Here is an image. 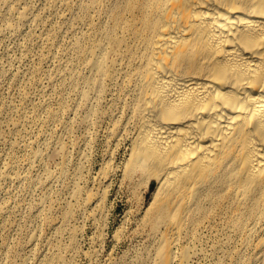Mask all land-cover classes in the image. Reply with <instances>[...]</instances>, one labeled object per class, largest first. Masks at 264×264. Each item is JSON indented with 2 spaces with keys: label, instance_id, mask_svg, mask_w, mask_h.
<instances>
[{
  "label": "bare ground",
  "instance_id": "6f19581e",
  "mask_svg": "<svg viewBox=\"0 0 264 264\" xmlns=\"http://www.w3.org/2000/svg\"><path fill=\"white\" fill-rule=\"evenodd\" d=\"M0 15V39L33 26L41 44L54 46L50 18L73 34L67 53L81 59V104L112 108L111 158L126 146L123 163L96 183L108 188L119 175L134 190L155 185L141 215L155 264H264V0H0ZM26 123L46 122L26 117L11 127ZM19 143L29 158L6 163L0 177L52 183L45 156L65 155L64 140L20 135ZM35 162L43 175L32 178ZM108 192L89 201L101 206ZM11 209L3 204L0 214ZM35 243L32 235L29 249Z\"/></svg>",
  "mask_w": 264,
  "mask_h": 264
},
{
  "label": "rangeland",
  "instance_id": "374dc122",
  "mask_svg": "<svg viewBox=\"0 0 264 264\" xmlns=\"http://www.w3.org/2000/svg\"><path fill=\"white\" fill-rule=\"evenodd\" d=\"M7 19L14 22L10 16ZM4 22L0 15V26ZM77 26L80 34L88 31L83 24ZM64 27L59 19H49V33L58 41L51 47L40 43V32L33 26L25 27L19 38L6 34L0 39V171L8 162L29 158L19 143L20 135L32 140L42 134L47 140L61 137L68 147L65 155L55 149L47 151L45 161L55 175L48 185L12 183L0 177V206H12L0 214V264H42L47 256L53 264H155L156 242L141 223L155 185L144 184L134 190L122 184L119 175L112 177L108 188L96 183L108 168L123 163L126 146L111 158L112 108L94 102L81 104L78 90L82 80H77L81 59L67 53L73 34L62 32ZM60 55L64 68L57 67ZM106 99L111 100L109 96ZM44 102L47 106L40 108ZM62 104L64 116L50 118L49 112ZM26 117L46 123L41 128L26 123L12 129L14 122ZM41 143L33 150H42ZM77 168L79 175L75 174ZM42 175L35 162L30 177ZM105 190L109 194L101 206L89 201V197H102ZM32 235L36 243L29 249Z\"/></svg>",
  "mask_w": 264,
  "mask_h": 264
}]
</instances>
